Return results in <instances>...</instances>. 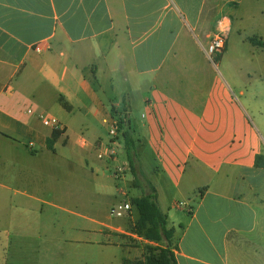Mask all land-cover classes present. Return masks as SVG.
<instances>
[{
    "label": "crops",
    "instance_id": "obj_1",
    "mask_svg": "<svg viewBox=\"0 0 264 264\" xmlns=\"http://www.w3.org/2000/svg\"><path fill=\"white\" fill-rule=\"evenodd\" d=\"M235 26L243 42L264 52V0H0V264H91L64 262V233L46 230L56 219L6 210L17 195L33 198L17 186L30 182L28 165L39 151L57 156L76 136L89 142L82 164L92 161L94 171L127 162L100 161L92 146L109 140L112 109L128 113L139 168L154 165L151 182L175 230L177 263L264 264V170L255 167L264 156V114L218 69ZM221 32L226 48L214 63L205 50ZM44 116L63 131L53 150ZM36 224L43 235H35ZM78 234L81 248L124 246L117 264L156 245L94 220Z\"/></svg>",
    "mask_w": 264,
    "mask_h": 264
},
{
    "label": "rangeland",
    "instance_id": "obj_2",
    "mask_svg": "<svg viewBox=\"0 0 264 264\" xmlns=\"http://www.w3.org/2000/svg\"><path fill=\"white\" fill-rule=\"evenodd\" d=\"M251 26L252 24L245 26L246 33H251ZM218 69L227 81H229L228 75H233L234 81L237 83L234 86L229 81L233 91H237L238 88L236 87L238 86L245 89L247 99H250L251 103H256L264 114V52L255 51L251 45L243 42L236 26L229 39V56L227 60L226 58L223 60ZM240 101H243V98ZM249 113H252V109ZM71 139L67 144H60L57 156L47 150H44L45 152L39 151V157L33 159L28 165L31 166L30 182L26 187L17 186V189L26 191L33 198L28 199L17 195L14 206L16 208H10L6 210V213L15 214L18 218L32 215L33 219L39 216L56 219L53 223L52 221L45 222L46 230L49 231L50 229L51 234L55 233L56 229L62 230L64 233L65 242L61 245L60 255L64 256L65 263L69 259H80L81 261L91 260V264H99L100 261L107 258L113 264H117L127 254L122 249L125 248L124 246L122 248L113 247L107 252L81 248L74 242L79 235L78 229L84 224H90V220H94L114 227H128L131 232L135 233L134 225L138 219L137 211L132 210L123 218H116L112 216V210L124 203H131L134 198L141 197L143 190L135 187L134 177L130 169L119 174L120 176L116 178L114 176L117 169V167L114 168L115 164L105 172L94 171L91 167L92 161H89L88 164H82L84 150L80 142L77 141V136ZM101 143L103 142L98 141L92 144L96 152ZM121 144L122 148H120L116 160H119L121 156L125 160L124 144ZM153 166V163L149 162L144 170L143 168L140 169L144 180L150 184H152L150 170ZM3 225L2 223L0 227L2 228ZM95 227L99 229V226ZM32 228L35 235L44 234V229L39 228L37 224L33 225ZM120 232V229H114L113 234L121 238L123 235ZM86 236H89V233ZM126 242L133 248L139 247V242L136 239H128ZM33 245L38 246L40 244L34 240ZM145 246L143 245V255L138 259L135 258L136 260L144 257Z\"/></svg>",
    "mask_w": 264,
    "mask_h": 264
},
{
    "label": "trees",
    "instance_id": "obj_3",
    "mask_svg": "<svg viewBox=\"0 0 264 264\" xmlns=\"http://www.w3.org/2000/svg\"><path fill=\"white\" fill-rule=\"evenodd\" d=\"M251 42L255 43V40L252 39ZM60 104L65 109H69L68 104L63 98H60ZM111 116L118 118L120 140L124 144L125 159L134 177L135 187L143 190V195L134 198L131 202L133 210L137 211L138 214L134 231L148 242L156 244L155 246L152 244L145 246V255L142 259H126L123 261V264H178L172 246L175 230L168 228L167 216L161 211L157 202V191L152 184L144 180L142 172L140 171L138 166L137 142L133 136L128 113L126 109L122 112L112 109ZM62 134L63 131H53L52 138L48 141V148L50 150H53L54 144ZM255 167L264 170L263 155L256 156Z\"/></svg>",
    "mask_w": 264,
    "mask_h": 264
},
{
    "label": "built area",
    "instance_id": "obj_4",
    "mask_svg": "<svg viewBox=\"0 0 264 264\" xmlns=\"http://www.w3.org/2000/svg\"><path fill=\"white\" fill-rule=\"evenodd\" d=\"M227 36L224 32L218 33L208 44L205 52L209 59L216 63V58L222 55L226 48ZM44 126L52 128L54 130L62 131L59 121L54 117L44 116L42 117ZM108 136L109 140L105 143H101L97 148V158L100 161H113L117 159L120 148H122V141L120 140L119 121L118 118L111 116L108 121ZM81 146L87 147L88 142L85 138L79 140ZM98 146V147H99ZM122 152V151H121ZM130 169L128 162H123L117 166L116 174L117 178L119 174H123L124 171ZM123 194V192H122ZM133 210L131 203H124L117 208H113L112 216L116 218H123L126 214L131 213Z\"/></svg>",
    "mask_w": 264,
    "mask_h": 264
}]
</instances>
